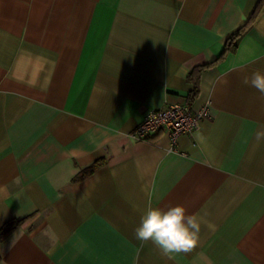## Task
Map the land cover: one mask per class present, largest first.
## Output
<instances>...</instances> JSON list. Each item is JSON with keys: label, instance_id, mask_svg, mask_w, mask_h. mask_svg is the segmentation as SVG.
I'll return each mask as SVG.
<instances>
[{"label": "crops", "instance_id": "crops-1", "mask_svg": "<svg viewBox=\"0 0 264 264\" xmlns=\"http://www.w3.org/2000/svg\"><path fill=\"white\" fill-rule=\"evenodd\" d=\"M258 1L0 0V230L20 222L0 264H264V94L243 83L264 73V9L187 104ZM207 102L176 152L129 137L151 110ZM174 205L201 230L165 256L134 229Z\"/></svg>", "mask_w": 264, "mask_h": 264}, {"label": "clouds", "instance_id": "clouds-1", "mask_svg": "<svg viewBox=\"0 0 264 264\" xmlns=\"http://www.w3.org/2000/svg\"><path fill=\"white\" fill-rule=\"evenodd\" d=\"M243 83L256 88L264 94V73L255 71L251 78L245 77ZM201 139L199 133L195 137ZM201 219L194 215H187L181 205L150 207L140 219L134 229L135 238L141 243L151 242L161 254L187 253L197 244L201 230Z\"/></svg>", "mask_w": 264, "mask_h": 264}, {"label": "built area", "instance_id": "built-area-1", "mask_svg": "<svg viewBox=\"0 0 264 264\" xmlns=\"http://www.w3.org/2000/svg\"><path fill=\"white\" fill-rule=\"evenodd\" d=\"M210 102L197 111H192L188 105L170 106L159 110L147 112L140 124L130 134L135 142H150L151 138L159 133L169 137V151H177V139L181 135L191 136L199 127L202 119L210 118Z\"/></svg>", "mask_w": 264, "mask_h": 264}, {"label": "trees", "instance_id": "trees-1", "mask_svg": "<svg viewBox=\"0 0 264 264\" xmlns=\"http://www.w3.org/2000/svg\"><path fill=\"white\" fill-rule=\"evenodd\" d=\"M264 9V0H259L256 4L254 10L250 14L245 25L240 27L237 31L231 34L224 43L223 50L221 54L213 60L211 63L200 65L195 67L191 73L189 74L188 80L193 85L191 92L187 96V104L190 105L197 97L199 93V81L201 73L209 69L216 64H218L221 60H223L228 54L232 53L236 48L237 39L246 31V29L256 20L259 16L261 10ZM101 166V162H95L91 166L82 170L74 179V181H80L83 178L93 174L99 167ZM20 225L18 221H11L6 223L0 230V242H4Z\"/></svg>", "mask_w": 264, "mask_h": 264}]
</instances>
